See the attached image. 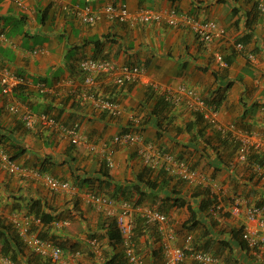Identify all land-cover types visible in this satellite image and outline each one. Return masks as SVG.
Returning <instances> with one entry per match:
<instances>
[{
    "label": "crops",
    "instance_id": "obj_1",
    "mask_svg": "<svg viewBox=\"0 0 264 264\" xmlns=\"http://www.w3.org/2000/svg\"><path fill=\"white\" fill-rule=\"evenodd\" d=\"M112 3H123L132 13L149 8L166 14L176 9L210 19L226 29L227 38L206 44L190 29L166 21L122 23L99 11L95 22L84 23L71 12L76 5L91 4L98 11ZM239 41L245 44L243 50L234 44ZM219 54L227 66L220 64ZM85 58L109 59L143 69V77L134 84L119 85L112 77H99L95 90L118 101L123 110L119 116L98 110L85 98L79 68ZM2 66L17 73L23 82L13 95L0 89V153L17 155L16 162L30 172L12 174L2 167L0 158V218L8 222L14 213L29 211L33 201H40L52 222L37 230L65 251L56 264H105L114 256L132 264L122 244L108 237L112 218L87 198L91 190L112 195L116 184L126 189L140 185L146 193L143 206L168 215L169 226L177 231L176 245L183 247L191 236L192 246L219 252L216 255L225 264H264V247L254 255L231 239L230 230L244 223L243 214L235 219L200 209L207 189L225 209L233 199L243 207L264 199V167L239 162L234 145L219 138L186 106L157 107L159 94L146 82L184 84L207 101L218 100L221 121L256 132L262 143L254 151L264 152V19L257 0H0ZM15 103L79 127L85 142L73 144L57 130L40 125L25 127L19 113L9 110ZM129 129L137 132L143 143L187 160L211 179L212 187L194 185L161 170L147 172L138 151L140 143L115 145L111 167L101 153L90 149L91 144H112L116 134ZM33 171L70 181L77 189L53 191ZM105 172L111 175L109 185ZM141 177L154 181L157 187H147ZM135 197H139L136 192ZM176 199L185 200L186 205L177 206ZM188 205L198 220L192 229L185 224L191 216ZM132 219L135 226L139 220L143 222L138 228L142 234L136 239L141 264H165L157 225H146L136 210ZM223 240H231V245L222 248ZM77 251L80 255L70 258V253ZM21 261L48 264L31 251ZM185 264L201 263L187 253Z\"/></svg>",
    "mask_w": 264,
    "mask_h": 264
},
{
    "label": "built area",
    "instance_id": "obj_2",
    "mask_svg": "<svg viewBox=\"0 0 264 264\" xmlns=\"http://www.w3.org/2000/svg\"><path fill=\"white\" fill-rule=\"evenodd\" d=\"M257 8L264 19V0H257ZM75 17L84 23H93L97 18L99 11L103 12L110 20H118L122 23H154L166 21L170 25L185 27L190 29L199 41L210 44L216 39H226L227 31L216 21L210 19H200L189 13H179L176 9H171L164 14L154 9L143 8L138 13H132L123 3H112L96 11L92 5L73 6L71 9ZM237 49L243 50V42H234ZM250 58H254L251 54ZM218 60L222 66H227L228 62L222 55H218ZM80 71L83 73L86 90L84 96L90 99L94 106L113 116L122 114V108L117 100L103 97L95 90L101 75L112 77L119 85L137 83L143 77V69L138 65L116 64L109 59L85 58L79 64ZM0 86L2 92L11 94L13 90L23 82L17 74L10 72L7 68L0 67ZM155 91L162 95L165 100L174 106L185 105L189 110L202 115L204 121L222 136L230 137L232 141L238 144L237 159L239 162L248 160L251 149H258L261 146L262 138L256 132H249L238 128L233 123H223L220 119L219 109L211 102L204 99L196 90L184 84L161 85L160 83L147 80ZM10 110L22 111V120L27 127H34L39 124L47 128L57 130L61 136L69 139L76 145L85 142L80 130L76 127L60 123L54 116L47 113H36L24 106L12 104ZM142 137L133 129L126 130L116 134L112 139V144L104 143L101 146L91 144L90 149L102 154L108 166H113V154L115 145L119 144H139V154L144 164L152 169L165 170L170 175H175L194 185L212 187V181L207 175L194 168L187 160L179 158L164 149L153 145L152 143H143ZM2 167L15 174H27L30 171L22 165L12 161L6 154L0 155ZM34 173L42 177L48 187L56 192L75 191L77 187L71 182L61 180L49 174ZM87 198L95 207L103 210L106 216L112 217L116 221L118 231L121 235V244L128 261L132 264H141V258L136 251V243L133 234L132 212L138 211L147 224H156L162 236V247L165 264H184L187 253L194 260L201 264H223L222 261L210 252L196 250L192 245V237L186 239V245L183 247L176 245V230L169 226L168 215L158 209L148 206H134L131 202L117 200L115 198L100 194L98 191H87ZM221 205L216 206V212ZM232 214H244L243 239L251 248H263L264 246V207L250 205L243 208L241 202L236 200L229 209ZM219 212V211H218ZM12 222L16 226L18 233L26 246L36 254L48 259L52 264L62 260L65 251L51 239L40 237L32 230L33 223H40V219L31 215L12 216ZM96 244V240H92ZM260 254V252H256ZM80 252H71L70 258L79 256ZM1 262L13 264L6 257H0Z\"/></svg>",
    "mask_w": 264,
    "mask_h": 264
},
{
    "label": "trees",
    "instance_id": "obj_3",
    "mask_svg": "<svg viewBox=\"0 0 264 264\" xmlns=\"http://www.w3.org/2000/svg\"><path fill=\"white\" fill-rule=\"evenodd\" d=\"M239 42H242V41H239ZM17 90H18V88L15 90V92ZM210 102L213 103L214 105H216L217 108H219V106H218L219 105V101L218 100L212 99ZM156 104H157V107H160V106L161 107H163V106L166 107V106L170 105L165 100V98L162 95H158ZM195 114L199 118H201L203 120V117H202L201 114H199V113H195ZM243 129L246 130V131L251 132L247 128H243ZM213 131H215V130H213ZM215 132L218 134L219 138H222L224 141L226 140V141L231 142L234 145V148H235L234 150H236V152H238V144L237 143H235L234 141L229 139L230 137L222 136V134L219 133L218 131H215ZM254 150H255L254 148L251 149V152L249 154L248 160L246 162H249V163H253L254 162L258 167H264V152H257V151H254ZM16 157H17V155H13L12 156L13 159H16ZM179 158H181V157H179ZM246 162H244V163H246ZM148 169L149 170L147 172L153 171L152 168H148ZM161 172L163 174L166 173V171L163 170V169H161ZM103 175L106 177V180H107L106 183L109 185L110 184L111 175L108 172H105ZM171 176H175V175H171ZM178 179L182 180L180 177ZM140 180L144 181V184L147 187H150V188H156L157 187V183H155L154 181H151L149 179L144 180L142 177L140 178ZM200 186H202V185H200ZM203 187H205V186H203ZM114 189L115 190H114V193H112V195H108V194H106V195H108L110 197H113V198H115L117 200L129 201L134 206H138L140 204H143L144 200L146 199V197H145L146 193L143 190H141L140 185H134L133 188H129V189L127 188L126 189V188L116 184ZM134 191L139 194V197H135V192ZM204 192L207 195V197L202 199V203L200 204V209L201 210H206L208 208L210 210H211V208H212V210L216 209L215 204L218 202L216 195L211 194L208 189L205 190ZM196 195H199V194L197 193ZM154 198L155 197H153L152 199L155 202ZM235 201H236V199H233L232 202H230V205L234 204ZM175 204L177 206H185L186 205V201L185 200L176 199ZM255 204L258 205L259 207H264V199L256 202ZM188 209L191 212V216L185 222V224H187L188 228L192 229L194 226L198 225V220L196 219L195 210H193L190 205H188ZM29 210H30V212L35 214L37 217H41L42 222H44V224H50L52 222V217L50 216V214L42 211V207H41L40 201H38V200L37 201H33L31 203V207H30ZM218 211L221 214L223 213L224 209L222 208V206H221L220 209H218ZM226 212L227 213H224L223 216L224 217H230L231 216L230 211H226ZM108 218L110 219L112 217H108ZM110 220H111L110 221V226L111 227L108 230V237L113 243H121V235H120V232L117 229L116 221H115L114 218H112ZM138 223H142V224H138ZM138 223H137V226H134V239H135V242H136L137 237L142 234V233H140V231H138V228H139L140 225H143V222L141 220H139ZM144 223L147 225V223L145 221H144ZM243 229H244V225L242 224V225H239L237 227H233L230 230V233L232 235L231 239L233 240V242H236L237 245L239 247H241L242 249L250 250L251 252L254 253V255H255L256 252H261L262 248L261 249L260 248H251V247L248 246L246 241L243 239ZM176 233H177V231H176ZM41 237H44V235L41 234ZM221 244H225L222 248L227 247L228 245H231V240H223ZM193 247L196 250H203V251L210 252L209 249H206L205 247L204 248H200V247H196L194 245H193ZM217 253H219V252H215V254L214 253L213 254L216 255ZM0 254L2 256L8 257L15 264H22L21 259H22V257L26 256V247H25V244L22 241L21 237L19 236V233L16 231L14 226L11 225V223H8V222H6L5 220H3L1 218H0ZM217 257H219V256H217ZM42 259H44V258L42 257ZM44 262L50 264L49 261H44ZM222 263H223V261H222ZM105 264H126V261L123 259V257L117 258V257L114 256V257L110 258L109 260H107L105 262ZM223 264H225V263H223ZM229 264H234V263H230V261H229Z\"/></svg>",
    "mask_w": 264,
    "mask_h": 264
},
{
    "label": "clouds",
    "instance_id": "obj_4",
    "mask_svg": "<svg viewBox=\"0 0 264 264\" xmlns=\"http://www.w3.org/2000/svg\"><path fill=\"white\" fill-rule=\"evenodd\" d=\"M87 5V4H86ZM91 5V4H90ZM85 6V5H84ZM245 45V44H244ZM127 64V63H126ZM131 65H134V64H131ZM139 66V65H138ZM4 66H2V68H3ZM8 69V68H7ZM9 70V69H8ZM10 71V70H9ZM11 72V71H10ZM13 73V72H12ZM14 74H17V73H14ZM18 75V74H17ZM19 76V75H18ZM22 78V77H21ZM132 84H134V83H132ZM20 85V84H19ZM18 85V86H19ZM125 85V84H124ZM18 86L13 90V92L11 93V94H7V95H13L14 94V92H15V90L18 88ZM0 89H1V86H0ZM1 91H2V89H1ZM3 93V92H2ZM3 94H5V93H3ZM159 94V93H158ZM160 95V94H159ZM208 102H210V101H208ZM16 104V103H15ZM12 105V104H11ZM10 105V106H11ZM17 105H21V106H25V104H23V103H21V104H17ZM10 106H9V110H10ZM171 106H173L174 107V105H171ZM185 106V105H184ZM11 111V110H10ZM191 111V110H190ZM11 112H13V111H11ZM104 112V111H103ZM191 112H193V111H191ZM14 113H19V115H20V117H21V120H22V115H21V113H22V111L21 110H19V111H17V112H14ZM37 113V112H36ZM40 113H42V112H40ZM44 113H47V112H44ZM108 113V112H107ZM193 113H196V112H193ZM47 114H51V113H47ZM109 114V113H108ZM52 116H54L60 123H62V124H64V125H68V124H65V123H63L60 119H58L55 115H53V114H51ZM111 115V114H110ZM113 116V115H112ZM23 121V120H22ZM23 123H24V121H23ZM233 124H235V123H233ZM24 125H25V123H24ZM37 125H39V124H37ZM37 125H35L34 127H36ZM236 125V124H235ZM40 126H42V125H40ZM69 126H72V125H69ZM237 126V125H236ZM25 127H27L26 125H25ZM34 127H27V128H34ZM44 127V126H43ZM73 127H76V126H73ZM238 127V126H237ZM46 129H53V128H47V127H45ZM76 128H78L79 129V127H76ZM238 128H241V129H243L242 127H238ZM55 130V129H54ZM124 132V131H123ZM71 142V141H70ZM72 143V142H71ZM74 144V143H73ZM138 151H139V149H138ZM1 153L2 154H6L12 161H15L16 162V160L15 159H13L12 158V156L11 155H9L7 152H5V151H1ZM1 153H0V155H1ZM1 158V157H0ZM17 163V162H16ZM19 164V163H18ZM107 164V163H106ZM23 167H25V166H23ZM25 168H27V167H25ZM149 168V167H148ZM28 169V168H27ZM7 170V169H6ZM29 171H30V169H28ZM153 170H156V169H153ZM8 171V170H7ZM9 172V171H8ZM34 172V171H33ZM37 172H39L40 174H42V175H44L45 173H42V172H40V171H37ZM11 173V172H10ZM13 174V173H12ZM15 174H17V173H15ZM46 174H49V173H46ZM49 175H51V174H49ZM53 176V175H52ZM55 177V176H54ZM58 178V177H57ZM60 179V178H59ZM62 180V179H61ZM67 181V180H66ZM70 182V181H69ZM74 185V184H73ZM100 193V192H99ZM100 194H102V193H100ZM103 195H106V194H103ZM106 196H108V195H106ZM110 197V196H109ZM113 198V197H112ZM236 200H238V199H236ZM140 205H142L143 206V204H140ZM217 205H220L219 203H216L215 204V206H217ZM233 205V204H232ZM232 205H230V207L228 208V209H225V207L223 206V205H221L222 206V208L224 209V211H230L229 209L231 208V206ZM241 205H242V203H241ZM254 205V204H253ZM248 206H250V205H248ZM247 206V207H248ZM243 207V206H242ZM243 208H246V207H243ZM211 212H215V213H217L218 214V216H220L221 215V213H219L218 211L216 212V210L214 209V210H212V208H211ZM231 213V212H230ZM15 214H19V215H31V216H33V217H35V218H38V219H40V223H33V225H32V230L35 232V233H37L40 237H41V231L39 232V230H36V229H34V228H36V227H38V226H40V225H42V224H44V222H42V219H41V217H37L35 214H33L32 212H30V210L29 211H25V212H23V213H14L13 215H15ZM12 215V216H13ZM231 215H232V213H231ZM244 215V214H243ZM12 216L10 217V220L8 221V223H11V225H13L14 226V228L16 229V231L18 232V230H17V228H16V226L13 224V222H12ZM233 216V215H232ZM240 216V215H239ZM144 219V218H143ZM145 221V220H144ZM244 224V223H243ZM44 225H46V224H44ZM55 225V224H54ZM134 225V224H133ZM135 226V225H134ZM134 226H133V234H134ZM118 229V228H117ZM20 236V235H19ZM42 238H46V239H48L46 236H44V237H42ZM52 240V239H51ZM135 240V239H134ZM23 241V240H22ZM55 242V241H54ZM56 243V242H55ZM136 243V242H135ZM25 244V243H24ZM57 244V243H56ZM60 246V245H59ZM25 247H26V251H31L32 253H34V254H36L35 252H33L32 250H30L27 246H26V244H25ZM61 247V246H60ZM137 251V250H136ZM211 253V252H210ZM213 254V253H212ZM36 255H38V254H36ZM214 255V254H213ZM255 255H256V253H255ZM38 256H40V255H38ZM216 256V255H215ZM0 257H2V255L0 254ZM3 257H6V256H3ZM40 257H42V256H40ZM7 259H9L8 257H6ZM44 258V257H43ZM219 258V257H218ZM220 259V258H219ZM10 260V259H9ZM44 260H46V261H49V262H51L50 260H48V259H46V258H44ZM221 260V259H220ZM1 261V260H0ZM13 264H15L12 260H10ZM4 264H6V263H4ZM52 264V263H51Z\"/></svg>",
    "mask_w": 264,
    "mask_h": 264
},
{
    "label": "rangeland",
    "instance_id": "obj_5",
    "mask_svg": "<svg viewBox=\"0 0 264 264\" xmlns=\"http://www.w3.org/2000/svg\"><path fill=\"white\" fill-rule=\"evenodd\" d=\"M224 213H227V212H226V211H223V213H222L220 216H223ZM232 215H233L232 217L235 218V219L239 218V215H235V214H232ZM6 222H7V221H6ZM37 228H38V227H36V228H34V229L37 230ZM28 252H29V251H28ZM26 253H27V251H26ZM0 264H4V263L0 261Z\"/></svg>",
    "mask_w": 264,
    "mask_h": 264
}]
</instances>
